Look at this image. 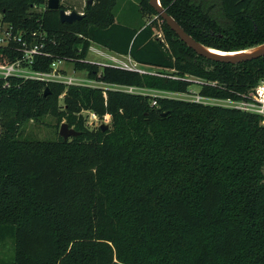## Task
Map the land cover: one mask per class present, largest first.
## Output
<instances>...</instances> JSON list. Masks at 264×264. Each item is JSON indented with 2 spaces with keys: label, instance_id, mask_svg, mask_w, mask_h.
Masks as SVG:
<instances>
[{
  "label": "trees",
  "instance_id": "16d2710c",
  "mask_svg": "<svg viewBox=\"0 0 264 264\" xmlns=\"http://www.w3.org/2000/svg\"><path fill=\"white\" fill-rule=\"evenodd\" d=\"M159 1L209 47L264 43V0ZM117 3L87 0L83 17L67 23L47 0H0V21L42 43L30 65L37 71L59 59L97 82L175 93L189 92L192 75L205 80L201 98L231 100L264 78V55L236 64L207 59L148 0H138V26L116 19ZM91 43L155 70L90 62ZM18 46H0V61L19 59ZM83 112L109 115L111 126H90ZM45 115L80 133L22 134ZM7 242L11 254L0 264H264L262 116L194 99L0 77V248Z\"/></svg>",
  "mask_w": 264,
  "mask_h": 264
},
{
  "label": "rangeland",
  "instance_id": "374dc122",
  "mask_svg": "<svg viewBox=\"0 0 264 264\" xmlns=\"http://www.w3.org/2000/svg\"><path fill=\"white\" fill-rule=\"evenodd\" d=\"M87 0H60V3L66 5V7L71 8L70 10H75L79 13H83L84 7ZM117 6L115 8L116 19L122 23H126L132 26H138L141 22V16L137 9L138 0H117ZM40 9V8H39ZM69 10V11H70ZM5 25H2L1 28L4 29ZM20 31V30H19ZM2 33V31L0 32ZM161 35V32H160ZM114 58L116 61H114ZM86 60L90 62L97 63L99 65L104 64H122L125 67L132 69H138L140 72H154V68L149 66L140 65L134 63L130 57L124 55H117L103 47H100L94 43L90 44ZM64 67V69H63ZM60 67L65 70L67 76L76 77L82 83H89V85H94L97 87L107 88L114 87L113 85L104 84L101 82H95L88 80V77L84 71L74 70L71 63L65 62L64 66ZM192 81L193 84L189 87L188 93H175V92H163L158 90H151L147 88H134L133 91L139 94H149L150 96H165V97H174L181 99H190V100H200L205 101L210 104H220V105H229L230 102L226 99H212V98H201L197 95L200 88V83L205 82L203 78L195 77L192 75H187ZM258 84L264 85V78L260 80ZM253 88L248 91V95L252 92ZM199 97V98H198ZM83 115H88V124L90 126L95 125H107L111 126V119L109 115H105L103 118H93L91 113L83 112ZM66 122L62 120L58 122L54 116L45 115L40 120H29L26 122L23 127V135H30L41 140H54L58 137V132L60 129L61 123ZM11 246L7 242L4 247L0 248V256H10Z\"/></svg>",
  "mask_w": 264,
  "mask_h": 264
},
{
  "label": "built area",
  "instance_id": "2783aa9c",
  "mask_svg": "<svg viewBox=\"0 0 264 264\" xmlns=\"http://www.w3.org/2000/svg\"><path fill=\"white\" fill-rule=\"evenodd\" d=\"M67 12H69V10ZM2 25H5L4 29L1 28ZM1 31L2 33H0V46L7 47L11 42H16L17 44H19L18 47L19 50L21 51V57L11 62L0 61V77L6 78L9 76H16L26 79L29 78V79H36L42 81H55V82L63 83L65 85L94 86V85H89V83H82L80 82L81 79L78 80L76 77L67 76L65 74V70H63L65 60H59V59L54 60L50 64V70L46 72L31 69L30 65L33 62L34 56L41 53V48L43 46L42 43L27 42L22 37L24 31L22 30L14 31L11 25L0 21V32ZM112 59L116 61L114 58ZM133 62L136 63L135 61ZM109 65L118 66L140 72L138 69L125 67L122 64L115 63ZM60 67H63V69L62 68L60 69ZM88 80L95 81L90 78H88ZM113 86H115V88L114 87H107V88L119 89L127 92H134L133 89L137 88L133 86H123V85H113ZM226 100L230 102V104L227 106H233L242 111L261 115L262 123L264 124V85L262 84L256 85L253 88L252 92L249 95H247V97H245L244 99H240V100L226 99ZM153 103H155V101H153ZM91 115L93 118H97V116L94 113H91Z\"/></svg>",
  "mask_w": 264,
  "mask_h": 264
},
{
  "label": "water",
  "instance_id": "95a60500",
  "mask_svg": "<svg viewBox=\"0 0 264 264\" xmlns=\"http://www.w3.org/2000/svg\"><path fill=\"white\" fill-rule=\"evenodd\" d=\"M91 2L92 0H88V4H90ZM148 3L157 12L158 16L163 21H165L170 29H172L188 47L193 49L197 54L207 59L236 64L249 61L251 59H255L264 55V43L238 51H222L204 45L195 40L191 35H189L183 29V27H181V25L161 6L159 0H148ZM60 4V0H47V8L50 10H57L59 20L61 22L71 23L76 20H80L83 17V13H79L75 10H70L69 12H67L66 10L60 8ZM101 128L104 130L107 128V125H101ZM79 133L80 132L76 131L72 127H69L66 122L61 123L58 132L59 136H61L63 139L75 137Z\"/></svg>",
  "mask_w": 264,
  "mask_h": 264
},
{
  "label": "crops",
  "instance_id": "0c3cea01",
  "mask_svg": "<svg viewBox=\"0 0 264 264\" xmlns=\"http://www.w3.org/2000/svg\"><path fill=\"white\" fill-rule=\"evenodd\" d=\"M116 54V53H115ZM117 55H121V54H117Z\"/></svg>",
  "mask_w": 264,
  "mask_h": 264
}]
</instances>
